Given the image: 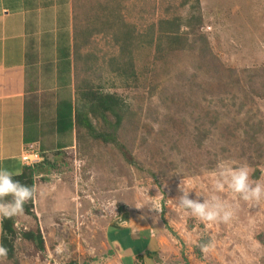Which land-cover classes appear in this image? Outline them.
Wrapping results in <instances>:
<instances>
[{"label": "rangeland", "instance_id": "rangeland-1", "mask_svg": "<svg viewBox=\"0 0 264 264\" xmlns=\"http://www.w3.org/2000/svg\"><path fill=\"white\" fill-rule=\"evenodd\" d=\"M183 1L122 0L121 18L137 32L146 34L150 24L185 15L189 5L182 7ZM67 4L69 11L52 8L49 15H44L43 21L48 23L46 36L34 35L29 44L39 40L45 73L52 75L51 70L56 67L60 82L70 84L72 79L68 75L73 73L72 69L65 71L69 66L61 52L54 51L57 33L64 29L59 22L71 12L73 23L82 28L87 23L83 14L92 16L94 8L99 11V5L108 4L107 0H69ZM201 4L204 23L200 30L208 37L214 59H220L240 75L246 69L254 71V78L258 77L254 87L258 88L259 82L264 81V0H201ZM113 17L116 18L114 14L108 16ZM31 28L35 30L34 22ZM104 30L93 34L91 43L82 51H76L80 58L74 59V97L77 83L85 78L91 83L96 80L105 91L118 93L126 101L141 95L143 90L142 95L147 94L142 82L138 87L133 83L125 86L110 72L108 61L113 55L118 56L121 49L113 34ZM61 34L67 37L64 31ZM144 47L147 49L142 51ZM154 49L144 44L135 53L146 54L152 62ZM198 50L197 47L186 51L180 54L181 58L179 51L175 53L179 70L193 67ZM87 66L95 70L89 67L91 71H86ZM95 73H100L101 79H96ZM61 74L65 76L62 80ZM69 84L57 92L49 90L42 98L54 103L56 94L58 98H73ZM176 89L182 96L175 103L166 101L163 95L172 91L168 85L151 99L145 97L138 111L137 130L132 131L125 118L117 125L112 122L108 131L121 138L119 148L115 147L116 141L96 143L99 136L81 126L73 130L74 136L82 138L81 145L78 141L73 145L64 141L62 147L56 143L45 149L28 146V150L39 152L41 160L36 161L42 162L43 168L34 177L37 195L32 206L27 202L30 210L14 217L16 260L2 258V264H53L51 256L78 264H264V200L244 201L227 188L217 191L214 187L222 165H247L250 181L264 183V97H257L250 107L245 104L241 112L237 107L244 97L235 103L227 101L232 106L231 114L223 124L210 128L205 137L196 132L194 121L204 105L201 95ZM233 118L242 126L233 134L226 133ZM90 119L98 132H104L102 123L91 115ZM254 121L260 126L258 136L247 125ZM181 187L186 191L192 189L190 198L196 199L197 192L201 201L217 197L225 202L234 213L231 221L204 222L192 216L177 201ZM148 200L159 201L163 210L136 208ZM123 212H128L126 218ZM27 232H33L34 237L40 235L44 248L38 239L26 237ZM112 237L118 239L116 248ZM61 241L66 247L55 257L52 252ZM209 241L211 247L202 253L200 246Z\"/></svg>", "mask_w": 264, "mask_h": 264}, {"label": "trees", "instance_id": "trees-1", "mask_svg": "<svg viewBox=\"0 0 264 264\" xmlns=\"http://www.w3.org/2000/svg\"><path fill=\"white\" fill-rule=\"evenodd\" d=\"M121 1L107 0L108 6L99 5L101 6L99 11L94 8L92 16L86 13L84 17L83 14L82 18L87 22L85 26L80 28L77 23L73 25L74 48L67 45L60 46L59 50L66 66H70V51H75V56L73 53L74 59L80 58L76 51H82L91 43L93 34L105 31L106 28L109 33L113 34L111 36L121 49L118 56L113 55L108 61L111 68L110 72L115 74L125 86H130L133 83L138 87L142 82L143 87L148 89V93L142 95L143 90L141 95L139 94L132 100L126 101L118 93L105 91L102 84L95 83L96 80L91 83L85 78L82 82L77 83V93L74 99L70 96L69 98H59L57 104L43 99L44 107L56 108L54 123L58 133L57 145L59 147L65 146L63 145L64 141L69 145H73L75 141H78L81 145L82 141L80 139L82 138L73 135L75 127L81 126L89 129L88 131H91L92 134L99 136L95 139L96 143H99V141H116L115 147L119 148L121 138L115 137L108 131L112 122L117 125L125 118L129 121L128 126L132 128V131L137 130L142 101L146 96L151 99L154 94L158 93L160 88L166 85L172 90L169 93H163L166 101L175 103L182 96L177 92L179 89H176V87L183 88L187 93H199L201 95V101L204 105H201L197 111L196 116L200 115V117L194 118V121L196 132L203 133L205 137L209 135L210 128L220 126L223 121H226L225 117L231 114L232 106L226 104L227 101L235 103L240 97H244L245 100H241L240 105L237 107L241 112L245 108V104H249L250 107L257 97H264V81L259 82L258 88L254 87V82L258 78L257 75L254 78V71L246 69L244 70L245 73L240 75L236 69L226 65L220 59H214L208 37L200 30L204 23L201 0H184L182 7L189 5L185 15H175L169 20L161 19L158 23L150 24L146 34L142 31L137 32L135 27H131L129 23L126 24L122 20ZM109 14H114L116 18L109 19ZM75 18L77 19V15L74 16V21ZM93 19L94 21H92ZM100 24L101 27L98 26ZM156 32L159 33L156 34ZM69 35L68 32L67 40H69ZM144 44L149 48L152 46L155 48L156 55L153 57L152 62L146 54L139 53L138 55L135 53ZM197 47L199 50L197 54H194L197 60L192 61L193 67L179 70V65L175 62V58H178L175 53L179 51L180 55L186 51H194ZM146 49L144 47L142 51ZM94 60L95 58L91 59V61ZM75 66L77 65L75 64ZM89 67L87 66L85 70L89 71ZM90 68L95 70L92 67ZM95 77L101 79L102 75L95 73ZM81 88H85V90L80 91ZM198 90L202 91V94ZM37 97V94H33L32 99H28L25 103L24 142L26 144L41 138V128L39 127L41 112ZM76 101L78 104H76ZM90 115L103 124L104 132H98L99 130L92 123ZM232 121L233 124L226 128V133L233 134L238 127L242 126L236 119L233 118ZM247 125L255 136L259 135L260 126L255 125V121L252 124L247 123ZM253 134H249V137L254 139ZM42 168V162L26 165L20 175L15 176L14 179L29 186H34V177ZM32 201L33 199L30 201L29 206H32ZM29 206L27 203L25 204V209L28 211L30 210ZM33 234V232H27L26 237H32ZM15 235L14 217L11 219L2 218L0 244L7 247L8 255L6 259L8 260H16ZM33 238L38 239L41 247L44 248L43 239L40 235L33 236ZM117 240L115 238L113 241L115 248L117 247ZM140 256H137V258L143 259V256ZM150 257L153 258L151 255ZM66 264L78 263L72 260Z\"/></svg>", "mask_w": 264, "mask_h": 264}, {"label": "crops", "instance_id": "crops-1", "mask_svg": "<svg viewBox=\"0 0 264 264\" xmlns=\"http://www.w3.org/2000/svg\"><path fill=\"white\" fill-rule=\"evenodd\" d=\"M68 1L0 0V167L7 168L10 171L18 173L23 171L26 165L21 160V155L29 145H36L40 149H45L50 146L49 144H57L58 142V133L54 123L56 110L52 114L48 113L50 107H44L45 103L42 102V99H44L42 96L47 95L46 93L51 89H55L57 92L59 88H65L69 83L60 82V73L56 67L51 70L52 75L55 71V78L49 72L45 73L41 56L42 44L39 40H31L29 44V38L34 37V35L39 37L45 35V27L48 26V23L44 22L43 18L49 15L52 8L69 11ZM33 22L36 25L35 30L31 28ZM59 25L64 29H60L57 33L58 43L54 45V51H60V37V40L63 41L61 46L69 45L74 48V23L71 19V12L70 16H64L61 19ZM62 31L66 33L67 37L69 32V40H67V37L62 36ZM70 52V66L65 71L72 69L73 72L69 73L68 79H72L69 85L72 86L74 99L77 69L75 68L73 51ZM55 65L58 66V64ZM63 77L65 76L61 74V78ZM33 94L38 95L37 101L40 104L39 127L41 128V138L26 144L24 142L25 103L28 99H32ZM56 98L57 104L59 101L57 94ZM122 214L126 218L128 212ZM113 226L118 227L114 224ZM114 232H117V230ZM1 236L2 218H0V241ZM114 237H112L113 241L115 240Z\"/></svg>", "mask_w": 264, "mask_h": 264}, {"label": "clouds", "instance_id": "clouds-1", "mask_svg": "<svg viewBox=\"0 0 264 264\" xmlns=\"http://www.w3.org/2000/svg\"><path fill=\"white\" fill-rule=\"evenodd\" d=\"M179 173V172H177ZM20 173L10 171L7 168L0 167V218L11 219L21 215L25 211V204L37 195L35 186H29L14 179ZM219 179L214 187L217 191H223L225 188L232 193L238 194L240 199L244 201L260 202L264 200V183L250 181V173L247 165L238 167L224 166L220 167ZM192 190V189H191ZM191 190H185L181 187L182 194L177 199L178 203L185 209L189 210L191 215L204 222H222L229 223L233 217V211L225 202L217 197L211 199H203L201 201L196 192V199L190 198ZM149 207V210L161 212L163 210L159 201L148 200L144 204L136 208ZM66 247L61 241L56 246V253L60 254ZM211 247V242L200 246L201 252H207ZM8 249L0 244V264L2 258H6Z\"/></svg>", "mask_w": 264, "mask_h": 264}, {"label": "built area", "instance_id": "built-area-1", "mask_svg": "<svg viewBox=\"0 0 264 264\" xmlns=\"http://www.w3.org/2000/svg\"><path fill=\"white\" fill-rule=\"evenodd\" d=\"M22 160H23L25 165H34L37 163L38 160H41V156H40L39 152H36L35 149L34 150L33 149L28 150L27 149L25 151V154L23 155ZM47 249H48V247H47ZM55 249H56V247H55ZM55 249L52 253H54L55 254L54 256L56 257V255L58 256V254L56 253ZM51 258L53 260V264H66L67 263L66 260L64 262H62V261L58 260L57 258H54L53 256H51ZM62 259H64V257H62ZM52 260H51V262H52ZM47 264H51V263L48 262Z\"/></svg>", "mask_w": 264, "mask_h": 264}]
</instances>
